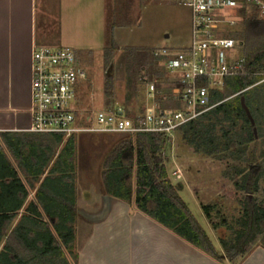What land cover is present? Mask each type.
<instances>
[{
  "label": "trees",
  "instance_id": "16d2710c",
  "mask_svg": "<svg viewBox=\"0 0 264 264\" xmlns=\"http://www.w3.org/2000/svg\"><path fill=\"white\" fill-rule=\"evenodd\" d=\"M243 15L231 34L242 50V73L212 91L211 101L219 104L177 132L195 153L226 160L223 175L238 193L237 214L225 216L217 202L202 204L205 225L197 221L168 176L162 157L168 138L162 134H123L104 159L101 174L105 195L134 206L221 264L243 258L257 240L264 247V19ZM109 48V53L116 49L114 42ZM123 51L125 82L134 87L136 69L145 68L150 50ZM153 72L158 85L167 87L163 73ZM104 87L106 93L113 88L111 71ZM170 102L160 100V105ZM75 180L73 135L0 133V264H77ZM219 228L228 234L216 241L210 231Z\"/></svg>",
  "mask_w": 264,
  "mask_h": 264
},
{
  "label": "rangeland",
  "instance_id": "374dc122",
  "mask_svg": "<svg viewBox=\"0 0 264 264\" xmlns=\"http://www.w3.org/2000/svg\"><path fill=\"white\" fill-rule=\"evenodd\" d=\"M106 6L110 13L109 23H96L93 35L69 37L74 42V45L69 47L74 51L75 65L86 73V78L75 85L74 102L78 120L83 126H88L84 116L98 109L120 105L124 108L126 117H133L142 108L144 87L138 82L141 70L136 69L134 87L127 86L125 82V47L135 44L143 45V48L149 50L159 47L178 50L190 43L191 12L177 0H109ZM51 11V15L46 19L42 14L37 15L39 40L43 46H67L62 42L63 39L61 40L58 1H53ZM42 24L47 29L46 35L40 34ZM112 33L117 43L114 42L116 49L109 53V46L113 44ZM232 52L235 57H242L241 49ZM151 61L153 58L149 54L143 65L145 73L149 76L155 70L161 71L158 66L154 67ZM110 71L113 76V88L106 93L104 82ZM163 107H170V104H164ZM217 128L219 129L218 125ZM218 129L217 134L220 133ZM73 136L78 206L90 211L95 207L93 204L86 205L87 199H91V203L93 200L97 202L101 190L104 192L101 179L103 161L124 135L84 131ZM162 157L166 159L170 180L179 185L183 200L199 223L205 225L200 209L202 204L217 202L225 216L237 214L238 193L223 175L227 163L225 159L195 153L178 133L167 141ZM33 193L34 190H30L29 198ZM257 197L259 200L263 198L261 192ZM15 221L16 219L13 222ZM213 221L216 222L217 219L213 217ZM210 233L216 241L218 236L228 234L224 228L211 230ZM257 245L258 240L251 249Z\"/></svg>",
  "mask_w": 264,
  "mask_h": 264
},
{
  "label": "built area",
  "instance_id": "2783aa9c",
  "mask_svg": "<svg viewBox=\"0 0 264 264\" xmlns=\"http://www.w3.org/2000/svg\"><path fill=\"white\" fill-rule=\"evenodd\" d=\"M177 1L191 12L190 43L178 50H150L167 87L159 86L154 76L141 71L138 82L144 87V100L136 115L126 117L124 108L117 105L84 116L88 126L81 125L74 102L75 85L86 78L84 69L75 65L70 47L38 46L31 55L30 124L23 130L59 133L64 138L84 131L157 133L169 140L182 125L219 104L211 101L212 91L221 90L226 78L243 71V58L232 52L240 45L231 34L239 27L243 14L264 19V0ZM168 99L170 107L160 105V100Z\"/></svg>",
  "mask_w": 264,
  "mask_h": 264
},
{
  "label": "crops",
  "instance_id": "0c3cea01",
  "mask_svg": "<svg viewBox=\"0 0 264 264\" xmlns=\"http://www.w3.org/2000/svg\"><path fill=\"white\" fill-rule=\"evenodd\" d=\"M53 1L0 0V133L24 131L30 124L31 55L34 48L43 46L37 35V15L49 17ZM56 1L61 40L67 47L74 45L70 36L93 35L96 23H109V0ZM40 30L46 35L43 24ZM115 39L112 33L117 43ZM76 200L80 210L74 239L77 264H221L103 190L97 202L87 199L86 205L93 204V210L79 208L77 196ZM224 264H264V247L257 245L235 263L225 260Z\"/></svg>",
  "mask_w": 264,
  "mask_h": 264
},
{
  "label": "water",
  "instance_id": "95a60500",
  "mask_svg": "<svg viewBox=\"0 0 264 264\" xmlns=\"http://www.w3.org/2000/svg\"><path fill=\"white\" fill-rule=\"evenodd\" d=\"M240 103H241V106H242L244 112H245L246 115L249 117V111H248L247 107H246L245 104H244L243 97H240Z\"/></svg>",
  "mask_w": 264,
  "mask_h": 264
}]
</instances>
